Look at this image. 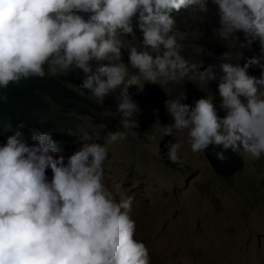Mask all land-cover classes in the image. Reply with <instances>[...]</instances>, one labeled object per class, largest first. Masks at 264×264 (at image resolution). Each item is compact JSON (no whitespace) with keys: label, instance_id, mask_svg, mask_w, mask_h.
Masks as SVG:
<instances>
[{"label":"clouds","instance_id":"obj_1","mask_svg":"<svg viewBox=\"0 0 264 264\" xmlns=\"http://www.w3.org/2000/svg\"><path fill=\"white\" fill-rule=\"evenodd\" d=\"M211 4L219 17L214 35L229 48L217 82L225 115H218L208 97L194 105L183 102L185 95L167 99L171 122L163 126V135L186 133L192 153L211 150L221 163L230 158L229 151L260 159L264 0ZM181 9L206 16L209 0H0V89L79 70V88L101 103L115 94L120 125L137 128L132 86L143 92L146 83L217 81L214 72L207 76L181 54L189 37L173 15ZM122 36L139 40L141 47L126 46ZM254 43L259 52L249 58L233 51L251 50ZM122 49L128 51V64ZM250 69H259V76ZM7 99L0 95V102ZM5 127L11 134L0 144V264H150L148 247L134 238L132 197L121 183L113 181L111 188L105 183L109 145L126 141L127 132H107L105 143L88 142L85 134L79 147L66 154L50 132L33 129L29 143L19 130L23 122L16 130L10 123ZM181 147L179 142L166 145L174 164H183Z\"/></svg>","mask_w":264,"mask_h":264},{"label":"rangeland","instance_id":"obj_2","mask_svg":"<svg viewBox=\"0 0 264 264\" xmlns=\"http://www.w3.org/2000/svg\"><path fill=\"white\" fill-rule=\"evenodd\" d=\"M209 9L206 16L189 9L173 15L177 28L189 33L181 54L207 76L214 72L217 81L208 84L185 78L163 86L146 83L143 92L132 86L129 92L139 108L135 114L137 128L124 129L120 125L115 114V94L107 96L103 103L98 102L90 98L87 90L79 88L82 72L65 73L78 80L73 86L82 97L103 106V111L88 108V113H65L61 128L70 139V147L66 150L60 146L66 154H71L86 139L85 134L88 142L105 143L107 132L128 133L126 141L109 145V157L104 165L105 183L110 188L113 181L121 183L126 195L132 197L131 215L137 224L134 238L148 247L150 264H264V157L254 159L240 153L241 166L228 175H221L211 168L203 153L191 152L186 133L163 135V126L171 122L164 106L167 99L185 95L183 102L194 105L199 98L208 97L214 100L218 115H225L219 107L217 82L222 75L219 66L226 62L222 56L229 48L214 35L219 17L211 0ZM205 36L221 42L222 50L197 52L200 47L197 40ZM240 36L243 40V33ZM120 38L126 46L141 47L139 40ZM233 51H241L249 58L259 52V47L254 43L251 50ZM122 53L123 62L128 64V51L122 49ZM244 62L242 59L241 65ZM249 72L255 76L260 74L259 69ZM154 110L158 113L154 114ZM24 135L33 143L30 134ZM150 136L155 139H149ZM174 142L182 144L178 152L182 165L167 158L166 145Z\"/></svg>","mask_w":264,"mask_h":264},{"label":"trees","instance_id":"obj_3","mask_svg":"<svg viewBox=\"0 0 264 264\" xmlns=\"http://www.w3.org/2000/svg\"><path fill=\"white\" fill-rule=\"evenodd\" d=\"M197 44L204 49L203 52L222 50L221 42L214 37H202ZM77 83L75 77L62 74L43 79L31 78L21 81L19 86L10 84L7 89H0V95L8 97L7 102H0V144L5 143L11 134L5 127L7 124L16 128L18 123L23 122L25 127L19 129L23 133L31 135L33 129L50 132L59 145L69 149L70 139L61 128V119H66L65 113H88V108L103 111V106L82 97L73 86ZM132 95L139 96L137 93Z\"/></svg>","mask_w":264,"mask_h":264},{"label":"water","instance_id":"obj_4","mask_svg":"<svg viewBox=\"0 0 264 264\" xmlns=\"http://www.w3.org/2000/svg\"><path fill=\"white\" fill-rule=\"evenodd\" d=\"M203 155L205 156L211 168H213L216 173H220L221 175L230 174L233 170L239 168L242 164V161L239 158L238 154L231 153L230 151L229 153H227L230 158L224 163L216 160L212 155L211 150L203 153Z\"/></svg>","mask_w":264,"mask_h":264}]
</instances>
